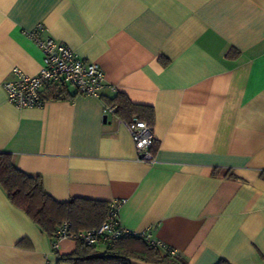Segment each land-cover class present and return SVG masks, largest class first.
Returning <instances> with one entry per match:
<instances>
[{
  "label": "crops",
  "instance_id": "1",
  "mask_svg": "<svg viewBox=\"0 0 264 264\" xmlns=\"http://www.w3.org/2000/svg\"><path fill=\"white\" fill-rule=\"evenodd\" d=\"M39 23L98 64L99 97L50 85L40 106L7 100L14 67L42 66L25 34ZM116 93L152 108V163L104 114ZM0 152L58 202L119 201L123 228L187 264H264V0H0ZM53 239L0 186V264H66L76 242Z\"/></svg>",
  "mask_w": 264,
  "mask_h": 264
},
{
  "label": "trees",
  "instance_id": "2",
  "mask_svg": "<svg viewBox=\"0 0 264 264\" xmlns=\"http://www.w3.org/2000/svg\"><path fill=\"white\" fill-rule=\"evenodd\" d=\"M235 58L237 54L230 53ZM161 62L165 64L162 59ZM67 94L61 98L69 99L67 85H60ZM104 105L115 106V116L128 121L132 115L151 123L153 110L148 106L133 104L122 93L113 97H103ZM0 186L11 204L21 209L39 229L50 238L55 236L63 221L71 223V230H87L98 227L109 211V203L84 198H71L58 202L45 193L39 175H31L15 166L12 155L0 152ZM102 247V249H100ZM130 259H139L156 264H187L180 256L170 255L163 248H153L140 237L127 236L116 239L111 244L84 245L77 242L75 250L58 258L66 264H130ZM216 264H229L219 260Z\"/></svg>",
  "mask_w": 264,
  "mask_h": 264
},
{
  "label": "built area",
  "instance_id": "3",
  "mask_svg": "<svg viewBox=\"0 0 264 264\" xmlns=\"http://www.w3.org/2000/svg\"><path fill=\"white\" fill-rule=\"evenodd\" d=\"M45 26L41 23L25 31V34L37 45L42 53V66L38 73L28 75L14 67V77L2 83L7 100L17 108L40 106L43 100L40 91L50 85L72 86L76 94L99 97L104 86V77L98 64L79 57L68 45L57 42L44 34ZM105 115H115V106H103ZM133 141L136 159L144 163L154 161L152 125L132 115L125 121ZM119 201L109 203V211L102 223L95 228L73 232L71 223L63 221L57 228L51 243L56 249L61 239H70L84 245L111 244L112 241L135 236L145 240L150 247L163 248L170 255L174 251L160 241L153 240L147 232H132L123 228L118 219Z\"/></svg>",
  "mask_w": 264,
  "mask_h": 264
}]
</instances>
